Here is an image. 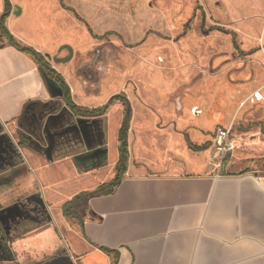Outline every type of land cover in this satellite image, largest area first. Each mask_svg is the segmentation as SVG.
<instances>
[{"label":"crops","instance_id":"obj_1","mask_svg":"<svg viewBox=\"0 0 264 264\" xmlns=\"http://www.w3.org/2000/svg\"><path fill=\"white\" fill-rule=\"evenodd\" d=\"M20 1L0 0L8 34L45 58L75 106L105 105L110 98L89 104L92 98L56 64L68 49L60 0ZM116 103L124 118L119 102L98 118L72 114L62 86L9 39L0 42V213L20 219L29 203L48 219L44 228L10 242L18 263L264 264V174L228 172L229 161L214 170L189 156L167 171L135 167L128 151L132 125L126 164L115 187L108 186L121 161L123 118L111 165L105 142L106 117ZM35 225L30 221L28 228ZM52 229L60 240L45 241Z\"/></svg>","mask_w":264,"mask_h":264},{"label":"rangeland","instance_id":"obj_2","mask_svg":"<svg viewBox=\"0 0 264 264\" xmlns=\"http://www.w3.org/2000/svg\"><path fill=\"white\" fill-rule=\"evenodd\" d=\"M63 6L80 20L59 5L68 49L56 64L92 98L89 104L126 99L135 167L167 171L188 156L210 165L212 134L224 127L236 145L225 160L228 172L264 174V0H63ZM216 28L234 33L236 44ZM119 106L106 117L109 165L118 159ZM186 139L209 149L194 153ZM23 206L20 219L0 213V264H20L10 242L48 220L29 203ZM30 221L38 225L28 228ZM43 237L60 240L53 229Z\"/></svg>","mask_w":264,"mask_h":264},{"label":"trees","instance_id":"obj_3","mask_svg":"<svg viewBox=\"0 0 264 264\" xmlns=\"http://www.w3.org/2000/svg\"><path fill=\"white\" fill-rule=\"evenodd\" d=\"M60 4H61L63 9L72 12L74 14V17L77 20H80L79 17L74 13L73 10L68 9V8L63 6L62 0H60ZM6 16L7 15L4 14L0 17V42L3 39H9L10 45L13 48H15L16 50H18L19 52H21L23 54H27V55H30L31 57H33L35 59V61L39 64V66L47 73V75L49 77H51L52 79H54L56 82H58L62 86V88L64 89V92H65V100H66L68 107H69V110L72 114L77 115V116H81V117H87V118H92V117L98 118V117L102 116L113 103L119 102L120 104H122V106L124 108V118L122 121V127L119 131V151H120V155H121V161L118 164L119 170L117 172L116 178L108 185L109 187H112V186L115 187L116 181L118 180V177L120 176L122 168L125 166L126 160H127V132H128V128H129L130 112H129V108H128V104H127L126 99L124 97H121V96H113L102 107L96 108V109H91V110L75 106L70 99L69 90L65 84L64 79L58 73H56V71L51 69L49 63L45 60V58H43L40 54H38L32 48L21 45L18 41L13 39L8 34V32L4 26V20H5ZM86 28H87L88 32L92 35L93 34L92 31L87 26H86ZM215 30L217 32H221V33L226 34V35H231L233 44H236V36L234 33L224 31L223 29H220V28H216ZM107 35H104L102 37H94V38L95 39H102V38L106 37ZM255 52L256 51H251L248 53V55H251ZM187 146H188V149L194 153L204 152L208 149V146H206V145L205 146H196V145L192 144L189 140H187ZM99 192H100V189L96 190L92 193H85V194H83V196H85L87 199H89L93 194H97ZM104 192H107V191H104ZM65 208L68 209L69 204H66Z\"/></svg>","mask_w":264,"mask_h":264},{"label":"built area","instance_id":"obj_4","mask_svg":"<svg viewBox=\"0 0 264 264\" xmlns=\"http://www.w3.org/2000/svg\"><path fill=\"white\" fill-rule=\"evenodd\" d=\"M256 100H262L261 96H256ZM236 148L232 138L231 129L216 127L213 132L212 146L210 149V166L214 170H220L226 158Z\"/></svg>","mask_w":264,"mask_h":264},{"label":"water","instance_id":"obj_5","mask_svg":"<svg viewBox=\"0 0 264 264\" xmlns=\"http://www.w3.org/2000/svg\"><path fill=\"white\" fill-rule=\"evenodd\" d=\"M20 13V11H19V9H18V11H17V14H19ZM50 149V148H49Z\"/></svg>","mask_w":264,"mask_h":264},{"label":"flooded vegetation","instance_id":"obj_6","mask_svg":"<svg viewBox=\"0 0 264 264\" xmlns=\"http://www.w3.org/2000/svg\"><path fill=\"white\" fill-rule=\"evenodd\" d=\"M89 144V143H88ZM91 144V143H90Z\"/></svg>","mask_w":264,"mask_h":264}]
</instances>
